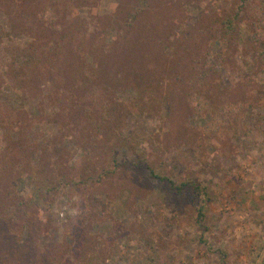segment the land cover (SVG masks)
I'll return each mask as SVG.
<instances>
[{"label":"rangeland","instance_id":"374dc122","mask_svg":"<svg viewBox=\"0 0 264 264\" xmlns=\"http://www.w3.org/2000/svg\"><path fill=\"white\" fill-rule=\"evenodd\" d=\"M24 1L0 0V264L13 261L15 249L29 264H53L80 231L110 242V264H264V134L257 130L264 129V108L253 101L264 97V0H247L239 19V0H51L55 12L46 22L56 16L59 30H80L70 49L83 35L88 41L105 32L97 50L103 65L97 70L85 56L96 70L85 77L95 83L46 74L38 90L32 83V94L6 77L5 51L34 40L10 35L17 10L27 12ZM79 53H63L75 55L76 80L85 75ZM199 69L209 74L202 90L186 83ZM59 86L65 102L50 103ZM102 89L116 107L132 109L121 131L139 141L135 152L109 151L103 107L93 102ZM219 103L227 106L218 110ZM217 123L236 130L245 124L253 133L227 139L215 134ZM136 155L187 179L185 194L170 197L149 181L134 168ZM113 159L122 165L116 173L82 182L91 161L109 167ZM39 169L48 179L56 169L73 174L42 196ZM197 186L210 200L200 225L204 195ZM26 199L32 207L18 206Z\"/></svg>","mask_w":264,"mask_h":264},{"label":"trees","instance_id":"16d2710c","mask_svg":"<svg viewBox=\"0 0 264 264\" xmlns=\"http://www.w3.org/2000/svg\"><path fill=\"white\" fill-rule=\"evenodd\" d=\"M13 1L14 0H10V3H12ZM39 3L43 4V0H25L23 5L25 6V8L26 5H28V8L26 9L27 12H23V8L22 11H19L18 13L17 10L16 13L17 17H19V19H17L18 24H13L10 35L32 36L31 38H34V40L32 39L22 49L9 48L5 51V54L10 59L9 69L7 70L6 77L12 80V86L18 90H27V93L32 94L36 91L34 88H32V83L35 82V84H37V80L41 79L42 76H45L46 74H48L49 77L55 75L56 77H59L61 75L63 77L64 75L65 78L72 79L75 84L81 83L85 86H88L90 84L92 85V83H95L97 80L95 77H85L86 75L96 74V70L92 68L91 65L85 63V56H88L87 58H91L92 61L96 63L97 70L100 66L103 65L102 63H100V55L98 54L99 51L97 50L100 47L99 44L102 43V40L100 39H103V35L105 32L101 33L100 31H95L93 34L90 35L88 41L83 39V35L79 41V44H76L78 48L76 49L72 47L70 49V40L73 36H77L80 30L76 28L74 30L73 27L68 30L62 28V30H59L60 25L57 24L59 22V18L56 16H54L52 22L48 24L46 22L45 16L48 12H55L54 5L51 0H48L45 4H43V6H39ZM246 4L247 0H239L238 4L235 6L236 11L234 19L240 18L244 8L246 7ZM13 22H15V20H13ZM229 25L233 29V21H229ZM77 30L79 31L77 32ZM46 38H48L47 41ZM63 40H66L67 42H64ZM49 41L50 43L52 41L55 45L51 47V45H49ZM66 46L69 48H67ZM79 46L80 48L82 47L83 50H80ZM72 50L74 52H80L77 58L80 60L81 64L80 76H83L82 74L85 73L84 77L78 80L73 79L74 77H76L75 75L79 76V74L73 72V66H75L74 61L76 60L74 57L75 55H63V53L67 51L70 52ZM66 66L69 70L63 71L61 68H64ZM197 75L198 77L195 75L189 76L187 78L188 82L186 83H196L197 86L201 88L199 90H202L205 85H208L207 80L209 79V74L203 69H199L197 70ZM59 81L61 82V80ZM39 86L40 85L37 84V90ZM60 89L61 87L59 86L58 90H54L52 94L47 97L50 103L65 102V99L62 97V94L58 92L60 91ZM203 92L212 95L211 92ZM105 94L106 93H104V89H102V92L99 95V101L96 99L93 102L94 105L97 104L98 106L103 107L100 122L104 124V127L102 126L103 131L101 132H104L107 136L112 137L113 144L111 145L113 146L109 147V151L113 154L116 147H119L126 148L135 152L134 150H136V148H138V146L140 145L139 141H137V139H135L134 137L122 136L121 131V125L126 119L125 116H128L132 109L127 111L116 107V104L113 102V100H111L108 95ZM253 101H255L254 103H257L259 107L264 108V97L255 98ZM2 104L3 101L2 97L0 96V108ZM130 105V107L132 108L136 106H134L132 103ZM39 106V109H45L43 103L40 102ZM226 106V104L222 103L221 105L219 103L218 110L220 107L224 108ZM251 107V105L245 104L244 110L246 111V109H251ZM67 109H70V107L68 106ZM135 109H137V107ZM106 121L108 123H106ZM257 130L259 131L260 135L264 134L263 128H258ZM215 131V134L221 137L227 136V139H231L232 136H236L237 134H241L243 137H248L253 133V131H251V129H248L245 124H241L240 129L236 130V127L234 125H227L226 127H224V125H220L219 123H217V128L215 129ZM97 163L91 161L90 166L85 169V172L82 175L79 176L82 177V182H90L96 184L107 176L116 173L117 170L120 169V166H122L119 165L115 159H113L112 166L110 165L109 167L107 165H98ZM135 164L136 165H134V168L141 169L142 171H144L145 176L149 181L154 182L155 184L157 183L160 187L166 188L170 197L183 196L187 191V186H189L188 182H186L187 179H179V177L168 173L167 171H164L163 168L152 165L148 160L144 158L143 155H136ZM56 170V174L54 173V177H52L51 179H48V177H46V175L44 174V171H42L41 169L38 170V173H35V188L38 194H41L43 196L44 194L48 193V191L54 189L56 185L66 181L69 178V174H73V172L70 171L66 172L65 169ZM7 184L8 183H6L5 186ZM197 189L201 190L202 194L204 195V199L200 204L201 207H199L200 209L197 210V223L200 225L206 217L204 203L210 200L208 198V193L206 189L201 188L199 186H197ZM249 197L256 202L260 200V198L258 197H253L250 195ZM32 204L33 202L28 201L26 199L24 201L19 202L18 206L26 208L29 206L32 207ZM80 233L81 231L78 235H73V239L68 245V253L63 252L62 254L64 256L61 255L59 257V260L53 262V264H71L66 259V256L68 255L71 256L72 259H74V264H110L113 261L115 257V252H113L112 246L109 245L110 242L105 241V238L100 235L98 237H86L85 235H81ZM65 253H67V255ZM102 256H104V258H101ZM62 257L65 258L61 260ZM7 258L8 257H6V259ZM10 258L13 261L7 262L8 264H29L28 256L26 255L23 258L20 253V249H15V252H13V256H10Z\"/></svg>","mask_w":264,"mask_h":264}]
</instances>
